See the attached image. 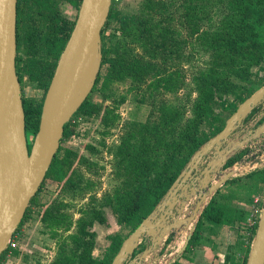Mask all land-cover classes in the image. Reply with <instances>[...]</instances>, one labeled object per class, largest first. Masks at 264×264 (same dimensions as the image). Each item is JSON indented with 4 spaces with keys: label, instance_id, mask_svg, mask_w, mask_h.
I'll use <instances>...</instances> for the list:
<instances>
[{
    "label": "rangeland",
    "instance_id": "rangeland-1",
    "mask_svg": "<svg viewBox=\"0 0 264 264\" xmlns=\"http://www.w3.org/2000/svg\"><path fill=\"white\" fill-rule=\"evenodd\" d=\"M143 2L144 0H114V9L122 15L140 16ZM79 3L80 0H48L49 7L45 8L42 3H33V0L22 2L19 50L17 43V55L22 58L19 62L22 74L20 83L22 96L35 105L43 101L47 71L55 60L50 46L54 40L50 38L49 27L57 28L55 20H59L60 25L65 28L71 27L77 19L81 5ZM201 4L206 7L201 9ZM210 9L207 0L176 2L171 9V22L177 33L176 41L171 42L178 50L168 65L177 76L175 91L171 92L165 89L162 83L157 82L158 78L166 74H157L156 70L149 78H135L125 74L115 77L103 89L101 84L97 86L98 89L93 92L91 99L98 107L90 110V113L83 112L78 116L81 119L70 125V134L62 138L59 147V172L50 173L31 207L28 218L14 239V246L9 245L12 250L1 264H55L61 255H68L71 249L77 248V252L82 253L87 247H91L94 257L102 258L110 246L111 234H120L125 242L133 233L135 229L131 231V228L125 225L122 212L123 205H127L133 197L136 183L131 179L133 161L121 158L118 149L126 135L137 134L139 123L156 124L162 119L153 101L161 100L166 106L186 107L187 117H191V99L197 96L193 76L208 58L201 46V33L210 28ZM120 27L119 22L113 21L108 33L117 32L115 41H125L123 62L128 64L132 58L130 60L127 53L134 48L140 52L144 51L133 41V36L120 38ZM55 34L58 36L59 32ZM157 61L159 64L163 63L162 58ZM106 72L108 65L103 68V73ZM252 73V80L243 84L258 87L257 84L264 81V61L253 67ZM170 139L171 137L165 134L162 143ZM28 140L30 144L33 141V135L30 133ZM167 148H171L170 144ZM262 150L258 155L262 158L258 167L264 166V146ZM249 171L243 170L236 178L244 177ZM234 184L228 182L223 186L218 199L236 210L240 217L232 226L227 227L229 234H232L234 239H239L247 230L254 193ZM239 184L243 185L242 182ZM54 205L60 207L63 216L57 223L43 222L42 210ZM98 213L105 217V222L94 219ZM215 228L216 226L210 227L206 223L203 226L206 230L205 237L213 239L216 235L213 231ZM82 229H85L87 234H83ZM187 235L186 229L174 228L165 233L149 253L145 251L151 247L153 236L145 235L131 259L125 264H168L170 258L174 257L183 245ZM80 238L86 239L88 244H78L76 239ZM202 244L206 245L207 241L204 240ZM15 250L17 254L14 253ZM179 260L190 264L185 258L176 257L175 261Z\"/></svg>",
    "mask_w": 264,
    "mask_h": 264
},
{
    "label": "trees",
    "instance_id": "trees-1",
    "mask_svg": "<svg viewBox=\"0 0 264 264\" xmlns=\"http://www.w3.org/2000/svg\"><path fill=\"white\" fill-rule=\"evenodd\" d=\"M28 1L26 0V2ZM22 2L23 0H18L17 3L18 50L20 45L19 31L23 16ZM35 2L42 3L45 8L49 7L48 0H33V3ZM81 2L82 0H80L79 5ZM176 2L188 3V0H144L142 13L138 16L136 14L122 15L117 12L114 9L113 0L109 18L102 31L103 60L101 71L92 92L74 117H78L83 112L90 113V110L98 107L92 102L91 95L98 89L99 84L103 89L119 75L128 74V76L135 78L143 76L149 78L153 76V72L156 70L157 74H166L158 78L157 82L162 83L164 88L171 92L176 90L175 78L177 76L173 68L168 65L178 50L171 42V40L176 41L177 35L171 22L173 19L171 9ZM207 2L211 6L208 14L210 28L201 33V46L205 49L208 58L202 66H199L193 76L194 91L197 92V96L191 99V117H187L186 107L180 105L166 106L164 102L161 103V100L159 102L153 101L154 106H157V111L161 113L162 119L156 124L139 123L140 126H137L136 132L141 137L134 133L126 135L127 137L124 138L118 149L121 158H129L133 161L131 179L136 182L133 197L127 205H123L122 209L125 225L130 227L131 231L136 229L155 210L172 184L186 168L193 154L224 127L229 116L237 110L246 98L264 84V81L257 84L258 87L243 84V82L252 80V68L259 66L264 61V0H207ZM204 7L206 6L201 4L200 8L203 9ZM113 21L121 24L118 30L120 38L133 36L135 38L133 41L143 48L144 52L134 48L127 53L129 59L132 58L128 64L123 62L125 41L122 39L115 41L117 32L108 33ZM74 25L75 21L71 27L65 28L64 25H60L59 20H55L57 28L49 27L50 38L52 37L54 40L50 46L55 60L47 71L46 82L44 83L45 95ZM56 32H59L58 36H56ZM158 58H162V64L158 63ZM21 60V56L17 55L16 66L20 82H22L19 67ZM107 65L108 72L103 73V68ZM44 98L39 105H35L23 96L27 136L29 133L32 134L33 140L39 130ZM70 125H72L71 121L65 126L64 137L70 134ZM165 134H168L171 139L162 143ZM169 144L170 149L167 148ZM31 145L32 143H29V147ZM60 149L54 157L39 191L32 198L15 234L19 232L23 222L28 218L31 207L36 202L37 195L50 173L59 172L60 165L57 157ZM240 157L241 155L233 157L229 164ZM230 182L254 193L252 194L253 200L254 195L264 192V169L255 170L244 177L232 179ZM241 182L243 185L239 184ZM219 193L220 190L204 209L187 249L180 255L189 262L194 259L193 251L195 248L207 239L204 232L206 230L203 229L206 223L210 227L216 226L213 231L217 233L218 228L224 225L232 226L240 218L236 210L218 199ZM41 215L43 222L57 223L63 213L58 205H54L43 209ZM96 215L95 220L105 222L103 215L99 213ZM256 229L257 223L253 227L248 226L247 223V233L245 232L244 235L242 234L243 237L239 238L245 254L239 262L232 264H246ZM82 232L87 234L85 229H82ZM110 238V246L102 258L94 257L91 247L85 248L82 253H78V249L74 248L70 250L68 255H61L55 264H112L113 258L120 251L124 239L118 233L111 234ZM76 242L80 245L88 244L84 238L76 239ZM246 243L247 247H244ZM10 250L12 248L8 247L3 252L0 264ZM14 253L17 254V251L15 250ZM230 258L231 255L227 254L225 264H229ZM173 264L185 263L179 260Z\"/></svg>",
    "mask_w": 264,
    "mask_h": 264
},
{
    "label": "water",
    "instance_id": "water-1",
    "mask_svg": "<svg viewBox=\"0 0 264 264\" xmlns=\"http://www.w3.org/2000/svg\"><path fill=\"white\" fill-rule=\"evenodd\" d=\"M112 2L82 0L44 98L39 130L29 147L16 66L18 0H0V259L48 174L65 126L96 84L103 60L102 31ZM262 102L264 85L246 98L224 127L193 154L155 210L123 242L112 264H125L148 234L153 236L151 247L145 251L149 253L174 228L186 229L188 235L168 264L183 254L204 209L220 186L233 176V170L222 169L227 159L264 131L262 123L245 132L248 135L251 131L252 136L236 138L243 134L247 117ZM219 173L222 175L212 183ZM246 264H264V201Z\"/></svg>",
    "mask_w": 264,
    "mask_h": 264
},
{
    "label": "built area",
    "instance_id": "built-area-1",
    "mask_svg": "<svg viewBox=\"0 0 264 264\" xmlns=\"http://www.w3.org/2000/svg\"><path fill=\"white\" fill-rule=\"evenodd\" d=\"M261 105H264V102H262ZM250 115H249L250 117L244 123V125L242 127L243 134L241 136L236 137V138H238V140H240V139L242 140L245 136H250V135L252 136L253 134H251V131L247 132L248 135H246L245 132L249 131V130H253L256 127H258L259 125H261L262 123H264V111L263 110H259L258 112H255V113L253 112ZM80 119H81L80 117H74L73 116V118L70 121L72 124H74ZM262 134H264V131L260 135L254 137L253 139H249L242 148H240L235 154H233L231 157H229L227 159V161H226L225 165L222 167V169L224 171L233 170V176L227 182L223 183L220 186V188L216 191V193L219 190H221V188L223 186H225L229 181H231L232 179H235L236 177L241 175L243 170H250L248 173H251V172L258 170V169H264V166L258 167L261 164L260 161L262 159V158H259L258 155L261 152H263L262 149L264 146V142H263V146L261 148H258L257 145L259 142H261ZM237 155H241V157L238 160H236L235 162H233L232 164H229V161ZM254 155H256V157H254ZM206 161H208V158L206 159ZM220 175H222V173H219L216 176V178H214L212 183L214 181H216ZM263 201H264V192L257 194V195H254L253 202H252L253 204H252L251 209H250L248 226L253 227L254 225H256V223L258 225L260 215L262 212V208H263ZM16 236H17V234H14L9 245L14 246V239L16 238Z\"/></svg>",
    "mask_w": 264,
    "mask_h": 264
},
{
    "label": "crops",
    "instance_id": "crops-1",
    "mask_svg": "<svg viewBox=\"0 0 264 264\" xmlns=\"http://www.w3.org/2000/svg\"><path fill=\"white\" fill-rule=\"evenodd\" d=\"M227 227L229 228V225L218 228L213 239L206 237L207 244H201L196 247L197 249L195 248V256L190 264H225L227 254L231 255L229 264L239 262L245 252L240 245L239 239H234L232 234H229ZM244 247H247V243Z\"/></svg>",
    "mask_w": 264,
    "mask_h": 264
},
{
    "label": "flooded vegetation",
    "instance_id": "flooded-vegetation-1",
    "mask_svg": "<svg viewBox=\"0 0 264 264\" xmlns=\"http://www.w3.org/2000/svg\"><path fill=\"white\" fill-rule=\"evenodd\" d=\"M259 110H263V111H264V105H261V104H260V105H259L258 107H256L251 113H253V112H254V113H255V112H258ZM251 113H250V114H251ZM250 116H251V115H250ZM250 116L247 117V119L245 120V122L248 120V118H249ZM245 122H244V123H245ZM261 137H262V138H261V142H259L258 145H257L258 148H261V147L263 146V142H264V134H262Z\"/></svg>",
    "mask_w": 264,
    "mask_h": 264
}]
</instances>
